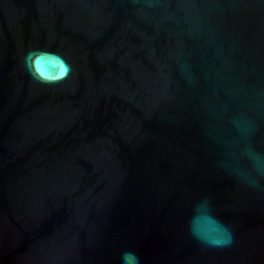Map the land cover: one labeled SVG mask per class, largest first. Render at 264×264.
I'll return each mask as SVG.
<instances>
[{"label":"water","instance_id":"water-1","mask_svg":"<svg viewBox=\"0 0 264 264\" xmlns=\"http://www.w3.org/2000/svg\"><path fill=\"white\" fill-rule=\"evenodd\" d=\"M0 264H264V0H0Z\"/></svg>","mask_w":264,"mask_h":264}]
</instances>
